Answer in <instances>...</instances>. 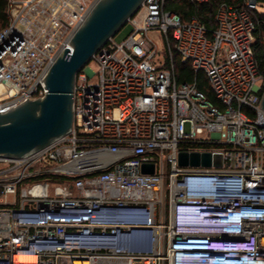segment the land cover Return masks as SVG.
I'll use <instances>...</instances> for the list:
<instances>
[{
	"label": "built area",
	"instance_id": "obj_1",
	"mask_svg": "<svg viewBox=\"0 0 264 264\" xmlns=\"http://www.w3.org/2000/svg\"><path fill=\"white\" fill-rule=\"evenodd\" d=\"M98 1L7 0L0 111L45 96L42 79ZM164 6L144 0L125 23L129 35L92 57L95 72H79L69 134L0 158V264H175L182 248L201 264H264L259 5H220L211 33ZM175 56L205 77L211 99L196 80L176 82ZM180 152L222 163L180 167ZM44 176L62 185L49 195L23 184Z\"/></svg>",
	"mask_w": 264,
	"mask_h": 264
},
{
	"label": "water",
	"instance_id": "obj_2",
	"mask_svg": "<svg viewBox=\"0 0 264 264\" xmlns=\"http://www.w3.org/2000/svg\"><path fill=\"white\" fill-rule=\"evenodd\" d=\"M144 0H99L74 33L41 83L43 98L29 99L0 111V158L30 156L71 132L76 77L92 57L125 25ZM264 112V91L261 98ZM180 167H218L220 154L180 152ZM142 165V174H153Z\"/></svg>",
	"mask_w": 264,
	"mask_h": 264
},
{
	"label": "trees",
	"instance_id": "obj_3",
	"mask_svg": "<svg viewBox=\"0 0 264 264\" xmlns=\"http://www.w3.org/2000/svg\"><path fill=\"white\" fill-rule=\"evenodd\" d=\"M246 0H165V10L177 15L182 22L195 19L203 25L209 33L215 28L214 16L220 5L231 8L243 6ZM258 5H263L264 0H256ZM258 22L255 42L253 44L254 58L256 60L258 73L264 77V14L255 12ZM8 25V3L7 0H0V30ZM174 76L179 84L191 83L196 80L197 87L204 92L209 99L212 94L207 81L202 74L195 75L188 63H181L177 56L174 57Z\"/></svg>",
	"mask_w": 264,
	"mask_h": 264
},
{
	"label": "rangeland",
	"instance_id": "obj_4",
	"mask_svg": "<svg viewBox=\"0 0 264 264\" xmlns=\"http://www.w3.org/2000/svg\"><path fill=\"white\" fill-rule=\"evenodd\" d=\"M257 12L264 14V4L259 5L257 8ZM131 32V26L129 24H125L113 37H112V41L115 44H120ZM152 38L154 40L157 39L156 43L158 46V50L159 52H164L165 51V46L163 43V40L160 38H156L155 35H152ZM165 53H162V55ZM89 66L90 68L95 72L97 70V64L94 61H90L89 62ZM91 81H96V76H93ZM185 131H188V126H185ZM62 181L63 179L61 177H56V176H44L41 178H34V179H30L25 181L23 184H28V185H32V186H39L42 188H45L47 190V192L49 193V195L52 193V189L53 187L56 186H60L62 185ZM22 184V185H23ZM167 209H166V217H167Z\"/></svg>",
	"mask_w": 264,
	"mask_h": 264
},
{
	"label": "clouds",
	"instance_id": "obj_5",
	"mask_svg": "<svg viewBox=\"0 0 264 264\" xmlns=\"http://www.w3.org/2000/svg\"><path fill=\"white\" fill-rule=\"evenodd\" d=\"M192 187L188 184V190H191ZM193 190H198L193 188ZM181 254L175 258V264H201L203 262L202 258L196 254H190L187 252V249H179Z\"/></svg>",
	"mask_w": 264,
	"mask_h": 264
},
{
	"label": "bare ground",
	"instance_id": "obj_6",
	"mask_svg": "<svg viewBox=\"0 0 264 264\" xmlns=\"http://www.w3.org/2000/svg\"><path fill=\"white\" fill-rule=\"evenodd\" d=\"M20 260H29V258H26V259H23V258H22V259H20Z\"/></svg>",
	"mask_w": 264,
	"mask_h": 264
}]
</instances>
